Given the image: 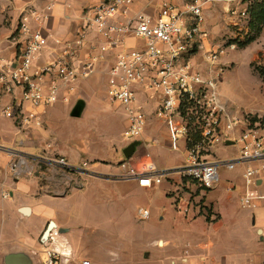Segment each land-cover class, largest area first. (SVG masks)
Wrapping results in <instances>:
<instances>
[{
	"label": "crops",
	"instance_id": "0c3cea01",
	"mask_svg": "<svg viewBox=\"0 0 264 264\" xmlns=\"http://www.w3.org/2000/svg\"><path fill=\"white\" fill-rule=\"evenodd\" d=\"M100 1L102 0H71L69 3L55 4L48 11L49 15L43 22V26L46 32L59 39L60 42L56 43L55 39H51L49 46L42 51L35 64L42 65L56 53V50L67 43L76 46L78 32L85 22V8ZM168 1L177 5L182 4V0ZM48 2L49 0H0V63L14 55L13 34L16 31V19L21 8L29 4L42 13ZM230 4L237 11H241L243 8H249L250 2L248 5L246 2H231ZM140 6L141 1H136L135 8ZM226 10L227 6L223 1L206 6L203 32L199 39L200 48L194 55L193 61L198 60L199 55L203 57L207 51L204 48H211L210 43L213 42V38H216L218 28L225 27L230 30L232 27H238L241 29L244 23L248 25L249 16L248 19L243 18L239 14L232 15ZM146 11L156 12L155 5L148 4ZM31 23L34 25L35 22L32 20ZM85 39L99 43L103 41L91 30L86 31ZM133 41L134 39L130 38L128 42L133 43ZM261 41H264V26L254 42ZM91 53L93 51L84 45L79 49L78 57L85 59ZM194 63L199 64L196 61ZM107 68L108 63L101 62L95 72L86 78L75 80L68 89L61 92L55 104L41 110L38 116L28 123L4 116L2 109L10 98L0 91V104L4 100L1 115L9 120L0 124V147L4 148L0 150V156H2L0 164V264H6L5 256L8 254L17 253H23L26 256L27 264H44L45 259L41 254V249L46 250L47 246L42 243L41 237L51 221L57 227L58 232L56 231L57 233L48 246L71 250L72 253L70 261L59 264H77L82 259L90 260L91 264H264V197L256 200L255 206L243 204L242 197L245 190L243 174L247 165L245 163H237L232 169L222 168L233 170L232 175L227 177L221 175L220 183L216 187L202 190L200 197L205 198L202 202L204 206L194 204L182 194L179 184L171 185L164 180L165 178L163 179L162 182L168 184L165 189L166 194L175 196L173 198L176 205L184 210V215L180 216L183 220L179 227L159 231L151 240V244L165 248L163 257L153 258L149 250L152 246L146 247V250H134L128 247L124 234L114 230L116 225L110 226L107 223L92 221L95 216L109 217L111 204L105 206L106 212L89 215L87 221L83 222L78 214L79 208L83 206L80 203L82 198L87 196L90 190H94L97 197H105L108 200L110 196L107 197V194L110 190L107 189L106 192L99 189L127 179L114 177L121 173L120 163L123 160H131L135 157L142 160L150 157L161 168L160 150L156 155L152 148L172 150L167 126L155 115L157 98L147 97L142 89L138 98L146 111L147 125L149 121L157 122L148 129L145 138L143 135L142 140L137 141L136 150L131 157L126 158L123 153V148L129 144L124 137L127 119L120 133L121 150H93L92 145L86 144L82 150H61L67 158L62 154L50 152L54 155L49 157H64L68 164L54 162L49 157L41 155L38 150H21L24 149L28 139L45 137L54 132L58 122L61 123L62 119L66 118L68 122L71 121L70 123L74 124L76 118L86 116L89 95H94L100 89L101 92L98 93L107 96ZM220 74L218 76L220 91L222 85L227 99L232 102L236 101L235 94L225 93L228 80L222 78L221 81ZM95 78L99 79V85L93 83ZM59 103H62L65 109L56 116L54 111ZM79 103L82 105L81 114L73 116L72 109ZM254 103L250 105L253 106ZM122 107L126 111L127 118L126 107L123 104ZM239 132V129L236 130V135ZM148 142L151 146H147ZM232 143L234 140L223 145L229 146ZM14 144L21 149L15 147ZM181 147L185 150L183 142ZM238 152L239 148L236 155L217 158H235ZM21 156L25 158V163L21 165L20 172L16 174L11 164ZM87 159L92 161L88 163ZM33 160L44 161L45 164L56 168L59 171L58 176L52 175L50 169L46 171V169H38L31 165ZM84 162L85 166H83ZM116 167L119 169L118 172ZM31 170H37L39 173L36 177L43 176L44 183L40 182L39 178L24 175L30 174ZM164 170H170V174L173 173L171 169ZM126 181L130 187L141 188L147 192L152 191L157 185L146 187L134 179ZM174 186L175 188L172 189ZM258 186L261 188L258 189ZM258 186L256 187L257 193L264 196V175ZM170 189L176 191L175 194L168 193ZM233 193L237 194L235 198H233ZM117 203L118 201L114 204ZM124 203L122 200L121 206L112 205V207L120 208L115 212L122 213ZM206 205L211 214L202 211ZM235 205L239 207L236 208ZM33 250L38 251V255H34Z\"/></svg>",
	"mask_w": 264,
	"mask_h": 264
},
{
	"label": "built area",
	"instance_id": "2783aa9c",
	"mask_svg": "<svg viewBox=\"0 0 264 264\" xmlns=\"http://www.w3.org/2000/svg\"><path fill=\"white\" fill-rule=\"evenodd\" d=\"M136 1H141L138 8ZM217 1L224 2L228 13L248 19V7L237 11L230 3L248 5L250 0H182L181 5L168 0H102L85 8L77 45L65 44L42 65L35 62L50 40L60 42L46 32L43 22L55 4L71 0H49L42 13L35 6L24 5L16 19L14 55L0 63V91L10 98L2 109L4 116L28 123L55 104L75 80L95 72L101 62L108 63L106 94L126 107L124 137L128 143L142 140L147 126V114L138 98L142 89L147 97L157 98L155 115L167 126L170 148L178 149L179 140L184 144L186 154L177 171L203 189H212L220 183L223 167L232 169L237 163H245L242 202L255 206L256 200L264 197L256 190L264 175V128L259 120H251L250 113L238 112L223 102L218 81L222 68L215 65L223 49H209L203 54L213 64L208 71L193 61L200 48L205 8ZM148 4L155 5L156 12L148 13ZM87 30L103 41H86ZM130 38L133 43L128 42ZM84 45L93 53L82 59L78 55ZM232 140L239 148L235 158L211 156L213 145ZM50 160L68 164L64 157ZM23 163L25 158L18 157L11 164L12 170L18 174ZM120 166L118 175L146 187L161 183L171 173L159 168L150 157L134 164L125 159ZM137 213L147 218L150 210L139 207ZM45 251L44 264L72 258L71 250L56 246H47ZM77 264L91 262L82 259Z\"/></svg>",
	"mask_w": 264,
	"mask_h": 264
},
{
	"label": "rangeland",
	"instance_id": "374dc122",
	"mask_svg": "<svg viewBox=\"0 0 264 264\" xmlns=\"http://www.w3.org/2000/svg\"><path fill=\"white\" fill-rule=\"evenodd\" d=\"M246 24L244 23L241 29L238 27H232L230 30L225 27L218 28L215 35L216 38H213L214 40L213 42L211 41L210 45L212 49H223V53L215 65L222 68L220 74L221 81L222 78L228 80L225 93L230 95L235 94L236 96V101L234 102L227 99L221 85L220 92L223 102L238 112L250 113L252 121H254V117L260 118V126L262 127L264 126V74H261V69L264 71V41L254 42L255 40H253L247 42L249 38V26H246ZM204 49L208 50L209 47ZM197 57H199L198 60L195 59L194 61L198 62V65L206 69V71H208V67L213 65L205 59L204 55L203 57H200V55ZM93 83L99 85V79L95 78ZM98 92H101V90L99 89L94 95L88 96L90 100L88 102L87 115L83 118H76V123H70L71 121L68 122L66 118L62 119L61 123L58 122L54 132L49 133L45 137L28 139L24 149H21L16 144L14 146L21 150H38L45 157L54 155L50 152L64 155L61 150H82V148L86 147V144L92 145L93 150H121L122 138H120V133L125 126L126 111H124L125 109L122 107V104L112 102L106 95L102 96ZM3 102L4 100L0 104V124L9 121L1 115ZM252 102H255V105H250ZM63 109H65V106L62 103L57 104L54 114L56 116L60 115ZM156 122H148L144 138L148 129ZM60 124L61 126H59ZM162 125L164 124L162 123ZM169 144H172L171 140H169ZM177 144L179 148L176 150L152 148V151L156 155L158 150H160V164L162 165H159L161 169L173 170V173L167 175L164 180L171 185L179 184V190L182 194L187 196L194 204L204 206L202 202L205 198L203 196L200 197V194L202 190L207 189H203L197 182L177 171L184 161L185 154V150L181 147L182 142L179 140ZM3 149L0 147V150ZM5 150L7 149L5 148ZM237 151L238 144L234 140V143L229 146H224L223 144L213 145L211 155L214 157H229L236 155ZM64 156L66 157V155ZM138 160L135 157L131 159V162L134 164ZM87 161L90 163L92 160L87 159ZM1 162L2 156H0V164ZM31 165L38 169H46V171L50 169L52 175L58 176L59 171L45 164L44 161L33 160ZM116 170L117 172L119 171L117 167ZM232 172L233 170L222 169L221 175L225 177L231 176ZM38 173L37 170H31L30 174L26 173L24 175L39 178L40 182L44 183L45 179L43 176L39 175L36 177ZM114 177L123 178L118 174ZM126 180L128 179L121 180L119 183L105 185L99 189L106 192L107 189L110 190L107 194V197L110 196L108 200L105 197H97L94 190H90L88 195L82 198V202L79 201L83 206L79 208L78 214L82 217L83 222H86L89 215H99V213L106 212L105 206H110L111 204L109 217L95 216L92 221L107 223L110 226L116 225V229L114 230H118L124 234L125 243L128 244V247L134 250H146V247L152 246L149 250L152 252L153 258L156 256L163 257L165 255V248L151 244V240L159 231L179 227L183 220L180 216L184 215V210L183 208H178V205H176L173 198L175 196L166 194L165 189L168 187L166 182L157 184L153 187L152 191L147 192L141 188L130 187V184ZM174 188L175 186L172 187V189ZM260 188L261 186H258V189ZM172 189L168 190V193L175 194L176 191ZM236 195L233 193V198ZM112 200L118 201V206H121L122 200L125 202L121 210L122 213L115 212L120 208L112 207V205H117ZM139 207L148 208L151 212L150 216L148 218H141L137 213ZM235 207L238 208L239 206L235 205ZM112 210L114 211L112 212ZM202 211L211 214L208 205ZM41 254L46 259L47 254L44 248L41 249Z\"/></svg>",
	"mask_w": 264,
	"mask_h": 264
},
{
	"label": "water",
	"instance_id": "95a60500",
	"mask_svg": "<svg viewBox=\"0 0 264 264\" xmlns=\"http://www.w3.org/2000/svg\"><path fill=\"white\" fill-rule=\"evenodd\" d=\"M82 110V105L81 103L77 104L74 106L72 109L71 114L73 116H79L81 114ZM230 143V141L225 142ZM138 142L137 141H132L129 144H127L123 148V153L126 158H129L132 156L133 152L136 150ZM260 182V179L258 180V183ZM57 227L54 225V223L51 221L49 226L46 228L44 231L41 241L44 245L48 246L50 242L53 240V236L58 232ZM32 253L34 255H38V251L33 250ZM26 256L23 253H17V254H8L5 256V262L6 264H27Z\"/></svg>",
	"mask_w": 264,
	"mask_h": 264
},
{
	"label": "trees",
	"instance_id": "16d2710c",
	"mask_svg": "<svg viewBox=\"0 0 264 264\" xmlns=\"http://www.w3.org/2000/svg\"><path fill=\"white\" fill-rule=\"evenodd\" d=\"M249 38L247 42L256 39L264 26V0H250L249 4ZM261 74L264 71L261 69ZM260 120V118H253V120Z\"/></svg>",
	"mask_w": 264,
	"mask_h": 264
}]
</instances>
